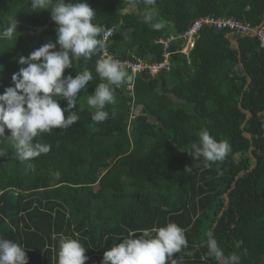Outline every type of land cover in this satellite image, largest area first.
I'll use <instances>...</instances> for the list:
<instances>
[{
	"label": "trees",
	"instance_id": "trees-1",
	"mask_svg": "<svg viewBox=\"0 0 264 264\" xmlns=\"http://www.w3.org/2000/svg\"><path fill=\"white\" fill-rule=\"evenodd\" d=\"M87 2L94 24L117 27L112 51L121 60L162 61L157 40L183 33L204 16L254 26L264 21V0ZM30 5L0 0V31L16 22L18 30L13 39H0V93L12 86L20 56L57 39L52 5L40 12ZM131 6L138 11L126 12ZM149 11L160 29L144 22ZM228 33L203 28L194 49L174 53L171 71L156 77L125 69L134 76L133 89H116L115 103L105 108L109 118L100 123L91 119L87 99L101 82L95 71L101 53L73 60L65 76L83 70L93 76L78 94L79 121L40 134L36 140L51 150L26 161L16 157L7 130L0 139V238L23 246L29 264H57L59 240L70 237L87 250L86 264H102L104 252L130 233L176 223L188 242L174 254L177 264H218L208 255L209 232L224 256L235 258L232 264H264V53L256 38L235 35L238 48ZM205 128L231 147L210 168L187 153Z\"/></svg>",
	"mask_w": 264,
	"mask_h": 264
},
{
	"label": "clouds",
	"instance_id": "clouds-1",
	"mask_svg": "<svg viewBox=\"0 0 264 264\" xmlns=\"http://www.w3.org/2000/svg\"><path fill=\"white\" fill-rule=\"evenodd\" d=\"M145 3L152 5L154 0H145ZM49 5H52L50 11ZM30 6L35 12L47 10L51 13V19L57 25V39L27 56H20L21 67L12 75V86L0 93V139H5L6 130L10 133L6 139L14 142L15 155L20 161L51 150L50 144L36 140L40 134L67 129L79 121L78 94L81 90L86 91L93 76L88 70L77 72L74 77L71 74L65 76V71L73 68V60L91 59L94 54L101 53L95 67L101 82L87 99V104L94 110L91 119L96 123L109 118L105 108L115 103L116 89L123 84L131 86L134 81V76L129 75L123 64L109 56H115L112 43H106L111 29L93 23L96 13L87 0H31ZM153 17L154 12L149 11L143 19L158 30L162 24L152 23ZM17 32V22L11 23L0 31V39L11 40ZM106 48L109 50L107 56L104 55ZM0 69L3 71L2 66ZM60 101H66V107L62 108ZM198 137V142L193 143L187 153L194 160L203 158L205 167L222 162L231 151L227 140L217 141L206 128L200 130ZM3 155L0 150V156ZM187 245L184 230L176 223H168L165 227L143 229L139 235L130 233L104 252L102 264H169V261L177 264L174 254ZM206 246L208 255L214 256L218 264H232L235 259L224 256L211 232ZM86 251L78 240L62 237L57 264H86ZM0 264H29L27 250L16 242L0 238Z\"/></svg>",
	"mask_w": 264,
	"mask_h": 264
},
{
	"label": "built area",
	"instance_id": "built-area-1",
	"mask_svg": "<svg viewBox=\"0 0 264 264\" xmlns=\"http://www.w3.org/2000/svg\"><path fill=\"white\" fill-rule=\"evenodd\" d=\"M215 28L218 30H227L230 33L236 34L240 37H253L258 41L259 49L264 53V21L259 26H254L248 21L239 20L235 17H225L219 18L214 15L204 16L196 21H194L187 30L179 34H171L168 37H163L157 40V44L162 46L164 59L160 62L151 63L142 58H136L133 55L132 59L121 60L116 56L109 55L113 59L120 61L123 67L130 70L133 75H138L141 73H147L152 77L158 76L161 72H170L172 68V56L174 53H185L188 54L192 49H194L196 44V39L199 32L205 28ZM114 28L107 37V41L112 38ZM177 44L178 51H172V46ZM109 50L106 48L104 50V55H108Z\"/></svg>",
	"mask_w": 264,
	"mask_h": 264
},
{
	"label": "water",
	"instance_id": "water-1",
	"mask_svg": "<svg viewBox=\"0 0 264 264\" xmlns=\"http://www.w3.org/2000/svg\"><path fill=\"white\" fill-rule=\"evenodd\" d=\"M235 35H236V34L228 33V34H227V37L230 38V39H232L233 44H234L236 47L239 48V44H238V42H237L235 39L232 38V37H234ZM251 117H252V113H251L250 111H247V119H249V118H251ZM245 135H246V137H247L248 139H250V140L252 141V135H251L250 133L246 132ZM242 174H243V172L240 173V175H242ZM237 181H238V179H237ZM235 185H236V184H235ZM233 189H234V187H233ZM231 190H232V189H231ZM231 190H230V191H231ZM224 197H225V199H226V205H228L229 202H230V198H229V196H228V193L224 194Z\"/></svg>",
	"mask_w": 264,
	"mask_h": 264
},
{
	"label": "rangeland",
	"instance_id": "rangeland-1",
	"mask_svg": "<svg viewBox=\"0 0 264 264\" xmlns=\"http://www.w3.org/2000/svg\"><path fill=\"white\" fill-rule=\"evenodd\" d=\"M138 10H137V8L135 7V6H131V7H129L128 8V10H126V12H130V13H132V12H137ZM51 22H53V21H51ZM18 24H21V23H18ZM101 27H103V28H105V29H111V28H114V30H113V35H112V38L110 39V40H106V43H112V40H113V37H114V34H115V32H116V29H117V27L116 26H111V27H105V26H101ZM33 31H34V29L32 30L31 29V34H33ZM230 33V32H229ZM173 34H175V33H173ZM102 36L101 37H103V34H101ZM237 41V40H236ZM238 42V41H237ZM251 83V78H249V82H248V85ZM129 88H131V90L133 89V87L131 86V87H129ZM175 101H177V100H175ZM134 115H136V114H134Z\"/></svg>",
	"mask_w": 264,
	"mask_h": 264
}]
</instances>
